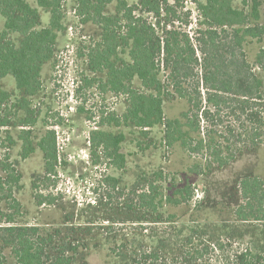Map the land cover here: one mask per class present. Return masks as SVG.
Listing matches in <instances>:
<instances>
[{
    "label": "trees",
    "instance_id": "16d2710c",
    "mask_svg": "<svg viewBox=\"0 0 264 264\" xmlns=\"http://www.w3.org/2000/svg\"><path fill=\"white\" fill-rule=\"evenodd\" d=\"M35 2L37 8L26 0H0V130L8 128L14 108L24 113L22 127L33 126L31 99L44 90L42 69L46 63L54 67L58 37L66 31L67 14L74 12L75 26L92 25L98 37L79 56L89 73L104 75L83 82L125 102L122 115L103 112L98 129L90 133L94 166L103 161L117 171L125 167L124 134L103 127H132L142 137L161 127L164 148L185 153L192 160L188 173L195 176H209L264 149V83L256 73L264 74V0H194L191 35L185 0H139L133 6L123 0ZM38 8L49 12L47 27L41 26ZM13 34L20 36L17 44ZM250 44L257 46L253 63L248 60ZM7 76L22 94L15 103L1 86ZM174 101H183L186 109L167 119L164 103ZM20 141V157L26 160L35 152L30 132L22 131ZM13 145L10 135L0 137L3 151ZM36 147L43 175L32 177V197L38 207L56 206L60 197L48 188L65 163L58 161L54 132L46 130ZM101 182L105 196L121 200L122 211L138 224L130 233L111 236L113 264H264V246L244 230L264 224V179L247 176L237 183L230 229L201 219L189 220L182 229L175 211L192 206L197 218L204 209L195 200V186L177 175L159 170L139 177L126 192L114 177ZM21 188L9 154H0V264L9 259L13 264H88L82 239L87 229L48 231L17 224L22 206L15 193Z\"/></svg>",
    "mask_w": 264,
    "mask_h": 264
},
{
    "label": "rangeland",
    "instance_id": "374dc122",
    "mask_svg": "<svg viewBox=\"0 0 264 264\" xmlns=\"http://www.w3.org/2000/svg\"><path fill=\"white\" fill-rule=\"evenodd\" d=\"M32 7L37 8L35 0H26ZM128 5H136L139 0H123ZM194 0H185V10L191 12V25L187 29L191 35L195 28L196 11ZM69 2V1H68ZM67 2V3H68ZM239 7V2L235 4ZM113 5L108 7L107 13L113 12ZM70 3L66 5L67 12ZM40 23L42 27L49 24L50 15L47 10L39 9ZM72 14L66 17V31L59 35L57 52L52 63H46L42 69L41 77L46 84L45 97L43 100L33 101L31 106L34 111L33 126L22 127L20 121L24 113L16 108L12 110L13 117L10 119L8 128L0 130V137L3 139L10 135L14 145L0 154L7 152L17 171L21 175L20 191L15 193L16 199L22 206V215L17 219L21 226H37L48 231L56 229L80 227L85 230L84 239L88 249L84 258L88 264H113L109 248L111 236L114 232L120 235L132 232L137 223L131 222L127 213L122 211L120 202L109 199L105 196L106 188L101 182L105 177L111 176L119 181L118 187L128 191L139 177L150 175L162 170L183 180H187L196 188L195 200H201L202 215L200 217L191 215L192 206L184 207L175 211L180 218L179 225L185 229L189 220L201 219L214 224H221L222 227L230 229L235 224L232 219V208L238 202L237 183L247 176H254L264 179V149L252 154L239 157L227 168L214 171L209 176H195L188 173V167L192 160L179 149L168 150L164 148L162 141V128L154 127L149 130L147 137H142L138 130L132 127H103L104 130L114 134L119 132L125 136L122 144L125 154V167L121 171L109 167L107 162H101L94 166L92 164L88 142V132H92L87 125V120L92 117H101L105 110L108 113L122 115L125 109V102L122 96L102 94L96 85L86 87L83 79H104V75H93L86 68L83 57L79 51L90 43L96 42V27L92 25L81 26L78 32L69 31L75 27L76 20ZM4 19L0 16V33L3 30ZM75 29V28H73ZM14 43H18L20 36L12 35ZM74 48V54L67 55L68 58L58 59V51H65L66 46ZM255 44H250L248 60L253 63L254 54L257 51ZM60 61V62H59ZM256 73L263 80L264 74L258 69ZM137 87V83L135 82ZM2 88L10 94H14L11 102L19 100L14 79L7 76L2 81ZM264 96V86L262 89ZM73 98L71 99V97ZM75 108L74 113H69L63 120L60 112L67 110V107ZM106 108V109H105ZM186 109L183 101L164 103V114L167 119L179 116ZM104 116V114H103ZM100 122V120H99ZM53 127L68 133L69 140L64 145L61 153L58 154V161L65 166L57 168L54 186L48 191L59 196L56 206H36L32 197L31 181L33 176L43 175L42 153L37 149V142L46 130H53ZM22 131H29L30 138L35 152L26 160L20 157ZM7 132V133H5ZM1 147V146H0ZM47 194V191L43 192ZM104 197L100 200L101 197ZM203 213H205L203 215ZM260 225V226H257ZM250 224L244 227L245 232L262 246H264V224ZM242 229V227H241ZM69 233H71L69 231ZM244 235V233H242ZM110 237V239H108ZM9 264L13 261L9 259Z\"/></svg>",
    "mask_w": 264,
    "mask_h": 264
},
{
    "label": "built area",
    "instance_id": "2783aa9c",
    "mask_svg": "<svg viewBox=\"0 0 264 264\" xmlns=\"http://www.w3.org/2000/svg\"><path fill=\"white\" fill-rule=\"evenodd\" d=\"M70 14H74V12H71ZM73 28H75V29H73ZM80 29H81V27L75 26V27L69 28V31H72L71 34H73L74 30L79 32ZM71 54H74V48L68 45V46H66V50L65 51H63V50L61 52L58 51L57 58L58 59L61 58V59L65 60L66 58H68L67 55H71ZM72 98H73V96L71 97V99ZM74 112H75V108L72 107V106H69V107H67L66 111L60 112L61 114H60L59 117L62 118L63 120H65L68 117L69 113H74ZM107 113H108V111L105 110V114H107ZM99 120H100V118L98 116L92 117L91 119H88L86 122H87V125H88L89 129L92 130V131L97 130L98 129ZM53 130H54L53 132L55 134L56 152H57V156H58V154L61 153V151L63 150L64 145H66V142H68L69 136H68V133H66L63 130L59 129V127H53ZM90 133H91V131L88 132L89 140H90ZM89 140H88V142H89Z\"/></svg>",
    "mask_w": 264,
    "mask_h": 264
},
{
    "label": "crops",
    "instance_id": "0c3cea01",
    "mask_svg": "<svg viewBox=\"0 0 264 264\" xmlns=\"http://www.w3.org/2000/svg\"><path fill=\"white\" fill-rule=\"evenodd\" d=\"M4 80V79H3ZM2 80V81H3ZM2 81H1V86H2ZM42 82H43V86H44V90L40 93V94H38L37 96H35V97H33L31 100H32V102L33 101H37V100H43L44 99V97H45V91H46V84H45V82L43 81V79H42ZM12 96H14V94H11ZM18 99L19 98H21L22 97V94L21 93H19L17 96H16Z\"/></svg>",
    "mask_w": 264,
    "mask_h": 264
}]
</instances>
